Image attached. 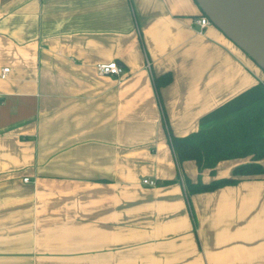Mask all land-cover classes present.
Returning <instances> with one entry per match:
<instances>
[{
  "label": "crops",
  "instance_id": "crops-1",
  "mask_svg": "<svg viewBox=\"0 0 264 264\" xmlns=\"http://www.w3.org/2000/svg\"><path fill=\"white\" fill-rule=\"evenodd\" d=\"M201 15L195 0H0V264H264V175L190 209L185 178L250 159L212 176L170 143L264 86ZM112 62L120 76L98 75Z\"/></svg>",
  "mask_w": 264,
  "mask_h": 264
},
{
  "label": "trees",
  "instance_id": "trees-1",
  "mask_svg": "<svg viewBox=\"0 0 264 264\" xmlns=\"http://www.w3.org/2000/svg\"><path fill=\"white\" fill-rule=\"evenodd\" d=\"M171 81L170 73L154 77L159 99H161V88ZM259 89L258 101L245 106L235 116L211 127H202L198 132L186 137L170 135V143L179 164L195 161L200 170L209 169L212 176H215L216 167L222 161L250 159L248 163L234 168L232 176L228 178H216L207 184L201 181L193 183L185 178L184 184L190 209L191 195L237 184L239 176L264 175V167L260 163L264 158V86H260Z\"/></svg>",
  "mask_w": 264,
  "mask_h": 264
},
{
  "label": "water",
  "instance_id": "water-1",
  "mask_svg": "<svg viewBox=\"0 0 264 264\" xmlns=\"http://www.w3.org/2000/svg\"><path fill=\"white\" fill-rule=\"evenodd\" d=\"M214 27L264 71V0H195Z\"/></svg>",
  "mask_w": 264,
  "mask_h": 264
},
{
  "label": "built area",
  "instance_id": "built-area-1",
  "mask_svg": "<svg viewBox=\"0 0 264 264\" xmlns=\"http://www.w3.org/2000/svg\"><path fill=\"white\" fill-rule=\"evenodd\" d=\"M192 24L194 27H197L199 29V32L201 33L204 29L212 25L208 17H206L205 15H201L200 17L194 19ZM147 66L149 67L150 63H148ZM8 72H9L8 68L3 69L2 77L5 78L6 73ZM97 73L100 76H108V75L120 76L122 73V68L116 62L102 63L97 65ZM25 181L27 182L28 179H25ZM143 183L152 187L156 186L157 184L156 181L153 179H144Z\"/></svg>",
  "mask_w": 264,
  "mask_h": 264
}]
</instances>
